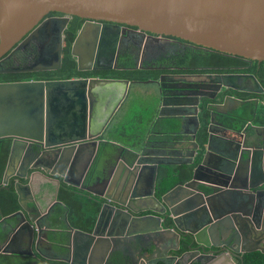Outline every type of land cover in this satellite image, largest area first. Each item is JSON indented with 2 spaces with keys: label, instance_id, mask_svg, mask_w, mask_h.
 <instances>
[{
  "label": "water",
  "instance_id": "95a60500",
  "mask_svg": "<svg viewBox=\"0 0 264 264\" xmlns=\"http://www.w3.org/2000/svg\"><path fill=\"white\" fill-rule=\"evenodd\" d=\"M50 12L88 21L71 48L80 72L91 70L96 64L95 59L100 57L99 51L95 53L102 30L100 22L137 27L144 33L173 36L220 53L264 61V0H0V60L18 49L22 40ZM68 22L69 18H65L62 32ZM91 37L94 43L89 48ZM62 52L60 44L55 66L14 68L4 70V73L60 69ZM131 85L128 79L89 77L0 83V139L12 140L0 186L8 188L16 179L14 188L21 206L18 212L9 216H4L0 209V241L8 238L11 227L7 221L14 220V229L24 231L29 255H33L34 247H39L56 229L55 204L44 210L36 197L32 206L23 204L26 190L31 193V184L39 175L56 181L55 199L64 184L85 189L104 201L92 232L75 228L65 207L68 240L61 246L74 253L77 248L80 250L78 264H184L187 255L201 264H237L234 256L257 251L264 254V189H259L264 186V161L256 163L255 153L250 160L249 151H245L247 157H243L252 165L234 173L236 185L232 187L236 190L230 198L221 196L222 185L219 186L216 180H204L199 176L204 169L208 173H227L210 164L215 158L211 152H221L213 147L216 140L219 141L218 131L213 128L214 115L209 125L207 152L193 178L161 199L156 196L159 166L194 162L200 148L195 141L200 128L199 100L184 95L180 97L184 100L177 98L179 102L174 103L176 108L197 105L193 113L187 110L177 118L187 119L193 115L196 120L195 151L188 159L168 161L157 158L158 149L173 142L161 139L149 138L139 149L118 145L119 153L111 148L101 151V143L109 142L106 133ZM117 87L124 89L120 97L114 92ZM234 100L241 105L248 103L247 100ZM169 104L166 100L161 102L158 118L163 109L173 106ZM55 130L57 136L80 134L62 144L53 140ZM42 142L48 147V151L42 153L50 154L47 162L39 153ZM259 152L264 153V150ZM95 161V180L84 186ZM110 161L119 164L107 176L105 165ZM18 162L19 169L16 168ZM149 178L151 188L147 190L142 185L144 179ZM202 181L212 185L211 195L199 187ZM96 183L100 184L101 192L95 190ZM220 196L223 205L217 206L216 200ZM56 201L54 203H61ZM182 238L190 243L187 252L179 254ZM194 244H197L196 248ZM222 245L233 256L211 252L213 247Z\"/></svg>",
  "mask_w": 264,
  "mask_h": 264
},
{
  "label": "flooded vegetation",
  "instance_id": "af4514ba",
  "mask_svg": "<svg viewBox=\"0 0 264 264\" xmlns=\"http://www.w3.org/2000/svg\"><path fill=\"white\" fill-rule=\"evenodd\" d=\"M65 18H69V22L67 28L62 32V25ZM75 18L79 17L67 15L60 12H50L49 14H47L39 22V24L36 25L34 29L31 30V32L22 40V43L18 49H15L9 56L6 55L7 57L5 56L0 60V73L13 74L4 73V70L14 68H49L55 66L58 63L57 49L61 44L63 46L62 55H64L66 32L71 22H73ZM79 19L82 21V25L80 27L81 29L82 26L88 21L82 18ZM100 24L102 29L101 35L97 47H95V53L99 51L100 57L97 60L95 59L96 64L94 65V67H92L91 70L82 71L87 72V76L81 77L115 78L111 77V72L115 70H140L145 76L147 75L151 77H147V79L130 80L132 85L128 88L125 100L121 105L119 111L121 110V108L125 107L126 103H129L130 100H133L134 96L145 98V100L151 102V99H153L152 97L155 93L158 97L157 109H162L161 102H164L165 100L169 101V103L173 106L170 107V109H163L161 114L163 116H173L175 121L177 120V118L182 117V115H184L187 110L191 111L190 113H193L195 108L197 107L196 104H191L176 108V105L174 103L179 102V99L177 98L188 95L189 99L194 98L196 100H199V109L206 100H210L207 107L211 112V117L213 115L215 117V125H213V128L218 131L216 136L227 138L228 135H237V137L239 135L241 140L237 141V143H239V145L241 143V146L239 149V153H236L237 156L235 154L230 155L231 157L229 161L220 162L221 164L219 165V167L225 169L228 174L220 172L208 173L206 169H204L201 171L203 172L202 177L204 178V180H216L219 186L222 185V192L220 193L222 197H232V195L234 194L233 190H236L234 187H232V185H236V180L234 179L235 177H233L234 173L236 171H239L240 169L243 170V168H245L246 166L250 168V166L252 165L251 161L249 163L245 161L243 157H247L245 155V151H249L248 157L250 160L254 158L255 153L256 163L264 161V153L259 152H263L264 150V82L261 80V74L264 73V61L259 62L257 60H251L231 55L238 58L232 65H210L212 64V62L208 61V65H204L201 64L202 60L204 61V63H206V59L211 56V52H213L214 50L206 49L189 41H185L173 36L144 33L137 27H130L124 24L109 22H100ZM93 43L94 40L92 39V37L89 38L88 47L91 48ZM83 54L84 53L82 51V55ZM72 58L75 59L73 56ZM191 61H194L196 65H191ZM242 68L250 69L251 71H255L257 73L254 74L252 72H245L241 70ZM63 69L64 67L62 61L60 69H43L22 73L26 74V76H24L26 79L20 81L59 80L60 78L57 77V73L63 71ZM204 70H210L212 72H205ZM49 75H52V78H48ZM155 75H158V77L154 78ZM235 76L239 77L237 78ZM255 80H257V82ZM230 85L236 87V89H234ZM235 92H241L249 95L250 98H246L245 100H247L248 103L254 104L255 112L248 119L243 116L242 110L244 108V105H241L240 102L234 100V98L240 99L238 96H236L237 94H235ZM180 100L184 99L180 98ZM212 110H214L215 112H212ZM211 117L209 119V125L211 123ZM184 120L185 121L181 120L180 123L176 121L179 125L177 128H174V130H172V133H183L185 130H188V128H190L192 131H194V129L196 130L197 124L193 115L187 116V119L185 118ZM243 121H246V123L240 128L239 123ZM199 122L201 127V120ZM199 130L200 128L198 129L196 136L198 135ZM57 133L58 132L55 130V136L53 140H57L58 143H62V141L64 140L71 141L73 139H76V134H80V132H75L74 134L70 133L68 136H57ZM105 138H107L109 142L101 143V151H107V149L111 148L113 150H117L115 152L119 153V146L112 143L113 139L110 133V127L108 132L106 133ZM116 143H118L119 145L125 144L124 142V144L119 142ZM196 143L198 142L196 141ZM40 146V156H42L43 161L47 162L46 159L50 154H43L42 151L44 150L45 152H47L48 147H46L45 142H42ZM124 146L128 147L126 144ZM200 148L197 152L201 150ZM194 151L195 149L192 150L193 153ZM206 152L207 151L205 150V153ZM96 161L92 165L84 181V186H88L95 180L93 172L95 170V167L97 166ZM113 162L114 161H110L105 165L104 174H106L107 176L109 171H111V174L115 171L114 167L117 166V163L114 166ZM19 172H21V170ZM230 173L233 174L231 175V177ZM104 174L102 173L101 181H103L105 178L103 177ZM16 181V179L12 180L13 185H15ZM207 183V185L201 184L200 188L204 192H206L207 195H211L212 185L209 182ZM99 185V183H96L95 190L101 192L102 188L99 187ZM142 186L145 189L149 190L151 188V178H149V180L144 179V184ZM205 188L209 189V191H207ZM259 189H264V186L260 187ZM80 190L86 193V195L88 194L90 198H92L94 201H97V203H101L102 207L104 201L102 199L101 201L98 200V196L96 194L93 195L85 189ZM227 192L231 193L227 194ZM221 196L216 200L217 206L223 205ZM25 200L26 198L24 197L23 202H25ZM56 200L64 204L61 200H59L57 196V199H54L52 202H45V206L41 205L44 210H47L50 206L55 204L53 209V220L55 221L56 229L50 233L59 231V225H61V223H59V220L60 218L64 220L65 213L67 212L66 210L68 209L67 205L65 204V206H63L61 203H54ZM17 202L19 204L18 196ZM60 207L63 208L66 212L64 213V215L58 217L57 214ZM65 207H67V209ZM20 209L21 206L19 204V209L16 212H18ZM7 223L9 227H11V229H9L8 238L1 239L0 241V254L12 256L13 264H78V256L80 250L77 248L76 252L74 253L72 252V249L71 251H68L65 247L61 246L62 243H65L68 240V234L64 233V236L62 231L57 232L56 236L53 239H55V241L57 240V242L59 243H53V248H42L39 245L40 247H34V254L29 255L30 250L26 243L24 231L20 232L19 230L14 229V225H12L14 223V220H9L7 221ZM46 232L48 233V231ZM189 243L190 242H187L186 238H182L180 249L181 253H178L182 254L184 251L187 252V249H182L184 247L187 248ZM193 246L196 248L197 244H194ZM54 247L58 248V250H55ZM225 247V245H222L220 247H213L211 252L233 256V254H231L230 251ZM5 250L9 253H2ZM246 254H240L238 257L234 256L233 259L237 264H245ZM191 258V255L185 256L184 264H201V262L191 260ZM66 259H70V261L68 262L66 261ZM249 262L250 264H258L257 260L254 258H252Z\"/></svg>",
  "mask_w": 264,
  "mask_h": 264
},
{
  "label": "trees",
  "instance_id": "16d2710c",
  "mask_svg": "<svg viewBox=\"0 0 264 264\" xmlns=\"http://www.w3.org/2000/svg\"><path fill=\"white\" fill-rule=\"evenodd\" d=\"M81 25H82V21L79 18H75V20L71 22L70 26L67 29L64 55H63L64 69L63 71L57 73V77L60 79H69L73 77L87 76L86 74L87 72L78 71L77 63L75 59H73L71 56V48ZM237 59H238L237 57L231 56L229 54L213 51L211 52V56H209L206 59V63H204V61L202 60L201 64L208 65V62H212V64L210 65L229 66L234 64V62ZM190 64L196 65L194 61H191ZM241 70L249 73L252 72L254 74L257 73L255 71H251L250 69L242 68ZM204 71L212 72L210 70H204ZM111 73H112L111 77L125 78L129 80L147 79V77H151L147 75L145 76L140 70H115L112 71ZM24 76H26V74L0 73V83L20 81L26 79ZM157 77L158 75L154 76V78ZM48 78H52V75H49ZM261 80L264 82V73L261 74ZM235 94H237L236 96H238L240 99L245 100L246 98H250V96L245 93L235 92ZM209 102L210 100H206L205 103L200 106L201 127L197 135V142L200 145L201 150L198 152L192 164L162 165L159 167V172L157 177V187H156V196L159 199H161L165 194H167L169 191L174 189L176 186L189 182L193 178L195 170L201 164L207 144V139L209 136L208 126H209V119L211 117V112L207 107ZM243 107H244L242 110L243 116L248 119L255 112L254 104L246 103ZM139 109H141V107H139ZM134 111L135 112H132V114H130L131 116L129 119L128 126L123 131L120 130L116 134L118 137L123 139V142L127 146L131 148H134L137 145H139L138 143L143 138L145 133L148 131V127L150 126L154 115L153 109L150 108L148 111L144 112V114L147 115L144 116V121H141L140 123L138 120L137 121L134 120V118H136V116L139 113L137 111V108ZM245 123L246 121L240 122L239 123L240 128ZM160 126L165 129L173 128V127H165L162 122ZM173 126L175 127L176 124H173ZM155 133L156 131L154 132V134ZM169 135H173V133H169ZM151 140H155L154 136L151 138ZM11 141L12 140L9 138L0 139V184L3 181L4 172L8 163L10 150H11ZM205 189L209 191V189L207 188ZM58 198L65 205H67L69 209V214H68L69 221L75 228L87 232L93 231L101 209V203H97V201H94L92 198H90L88 194L86 195V193H84L82 190L77 189L75 187H66V185L64 184H62L59 189ZM0 207H1V213L4 216H8L19 209V204L17 202V194L15 192L13 183H11V185H9L8 188L0 187ZM65 212L66 211L60 207L57 216L60 217L61 215H64ZM0 218H1V214H0ZM186 249L187 248L184 247L182 250H186ZM245 257H246L245 264H250L249 261H251L252 258L256 259L258 264H264V255L259 251L246 254ZM0 264H13L12 256L0 254Z\"/></svg>",
  "mask_w": 264,
  "mask_h": 264
},
{
  "label": "crops",
  "instance_id": "0c3cea01",
  "mask_svg": "<svg viewBox=\"0 0 264 264\" xmlns=\"http://www.w3.org/2000/svg\"><path fill=\"white\" fill-rule=\"evenodd\" d=\"M139 89V88H138ZM124 89L121 87H117V89H115V93H117V96L115 94L116 97H120L121 94L123 93ZM139 92V91H138ZM134 96V95H133ZM141 100L140 101V106L136 107L137 111L139 112L138 115L136 116V118H134L135 121H139L141 123V121H144V112L149 110L152 106L151 102H148L147 100H145V98H141V97H137L134 96L133 100H130L129 103H126L125 107L121 108V110L117 111L115 114V117H113L112 119V123L110 126V133L112 136V143L119 145L116 142L119 143H123V139H121L120 137H118L116 134L118 133V131L120 130H124L129 123V119H130V114H132V112H135L134 110L136 108L133 107L134 103L136 100ZM150 104V105H149ZM158 105V104H157ZM157 105L155 107H153V118H152V122L150 124V126L148 127V131L145 133V135L143 136V138L140 140V142L138 143L139 145H137L134 148H141V146H143V144L147 141V139H151L153 136L155 139H161L164 141H173L172 143H169L167 146L163 145V147H160L158 149V152L156 156L157 158H161L164 160H168V161H173V160H186V158L192 154V150L195 149L194 146V141H193V132L190 128H188V130H185L183 133H173V135H169V133H172V130H174V128L178 127V123L182 121H185L183 119L181 120H176L178 121V123L175 121V119L173 118V116H161L160 118H158L157 115V111L159 109H157ZM139 107H141V109H139ZM159 107V106H158ZM107 107H105L106 109ZM102 112L100 111V114ZM104 113V112H103ZM98 114V115H100ZM189 119V118H188ZM161 122L164 124L165 127H173V128H169V129H165L163 127H161ZM139 123V124H140ZM194 123V122H193ZM138 124V122H137ZM173 124H176V126L174 127ZM163 126V125H162ZM156 131V133L154 134V132ZM209 137V136H208ZM219 137V136H218ZM120 138V139H119ZM177 140V141H175ZM241 138L237 137V135H233V136H229L227 138L224 137H219V141L216 140L215 144H214V148L215 150H219L221 152L215 151V152H211L212 154L215 155V158H212V166H219L222 161H229L230 159V155H236V153H239V149L241 146L238 145L239 143H237V141H240ZM195 141H197V136L195 138ZM208 142V139H207ZM125 145V144H124ZM129 147V146H128ZM130 148V147H129ZM201 149V148H200ZM161 150V151H160ZM205 150L207 151V144H206V148ZM114 151H117L114 149ZM205 153V152H204ZM198 152L196 153L197 156ZM205 155V154H204ZM195 156V158H196ZM237 156V155H236ZM204 157V156H203ZM194 158V160H195ZM203 161V160H202ZM202 163V162H201ZM114 166H115V162H113ZM119 164V163H117ZM116 164V165H117ZM20 167V163L18 162L16 165V168L19 169ZM199 176H203V172L199 173ZM26 183H28V180L26 181ZM203 183L204 185H207V182H200ZM201 186V184L199 185V187ZM27 193L25 192V202H23L24 205L26 206H32L31 202L33 201V199L36 197L37 199H39L40 205L45 206V202H52L55 199L56 196V192H57V183L56 181L53 180H48L45 178L40 177L39 175H36L35 179H34V183L31 184V188L29 191H31V193H28V190H26ZM47 200V201H46ZM59 223H61V225H59V231H62L63 234L67 233V227L65 225V222L62 218H60ZM49 233L48 234V238L44 239L41 243L40 246L43 248H53V243H59L57 242V240L55 241V239H53L56 236V233ZM65 236V234H64ZM52 245V246H51ZM39 246V247H40ZM55 250H58V248L54 247Z\"/></svg>",
  "mask_w": 264,
  "mask_h": 264
},
{
  "label": "rangeland",
  "instance_id": "374dc122",
  "mask_svg": "<svg viewBox=\"0 0 264 264\" xmlns=\"http://www.w3.org/2000/svg\"><path fill=\"white\" fill-rule=\"evenodd\" d=\"M153 99H151V102H152V106H151V108H153V107H155L156 105H157V99H158V97L156 96V94L154 93V96L152 97ZM140 101L141 100H136L135 101V103H134V105H133V107L134 108H136V107H138V106H140ZM148 111V110H147ZM147 114H144V116H146ZM1 187V186H0Z\"/></svg>",
  "mask_w": 264,
  "mask_h": 264
}]
</instances>
